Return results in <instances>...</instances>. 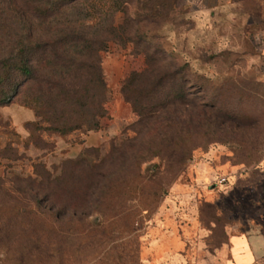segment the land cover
<instances>
[{
	"label": "rangeland",
	"instance_id": "1",
	"mask_svg": "<svg viewBox=\"0 0 264 264\" xmlns=\"http://www.w3.org/2000/svg\"><path fill=\"white\" fill-rule=\"evenodd\" d=\"M138 27L165 47L163 72L178 71L155 102L185 93L196 122L183 131L176 109L184 119L190 108L176 104L173 126L157 132L126 102V79L146 68L134 42L102 54L111 90L103 130L28 126L53 107L74 108L62 87L39 112L21 98L0 107V264H160L167 253L194 256L196 242L204 258L227 228L264 225V0H177L166 19ZM79 159L106 174L88 198L73 194L89 185L74 182L68 161ZM65 168L70 196L47 202L39 184Z\"/></svg>",
	"mask_w": 264,
	"mask_h": 264
},
{
	"label": "trees",
	"instance_id": "2",
	"mask_svg": "<svg viewBox=\"0 0 264 264\" xmlns=\"http://www.w3.org/2000/svg\"><path fill=\"white\" fill-rule=\"evenodd\" d=\"M176 1L0 0V107L21 98L24 106L39 112L62 87L66 92L60 100L71 101L74 108L53 107L50 117L28 126L61 136L103 130L105 121L111 117L108 109L111 90L102 54L111 43L123 46L134 42L136 46L143 44L146 68L126 79L122 88L126 102L146 127L160 126L154 130L157 132L163 124L173 126L171 108L184 105L190 108L183 111L185 118L177 109L176 114L177 120H183V131H188L196 122V102L181 92L171 101L155 102L167 80L178 71L163 72L170 64L156 56H165V47L155 44L146 32H139V27L133 31L134 25L166 19ZM133 4H137V9L131 14L129 8ZM118 13L125 15L121 25L116 24ZM152 49L154 53L150 54ZM181 82H186L185 77ZM72 165L77 172L73 177L75 184L89 183L73 194L82 193L88 198L101 189L106 174L99 169L96 172L83 159L68 161V166ZM66 170L61 178L52 180L49 175L39 184L38 194H43L47 202L53 204L58 197L70 196L72 189Z\"/></svg>",
	"mask_w": 264,
	"mask_h": 264
},
{
	"label": "crops",
	"instance_id": "3",
	"mask_svg": "<svg viewBox=\"0 0 264 264\" xmlns=\"http://www.w3.org/2000/svg\"><path fill=\"white\" fill-rule=\"evenodd\" d=\"M29 120L34 121V116ZM226 235L227 240L207 257L199 256L205 247L196 242L194 256L167 253L160 264H264V225L248 222L242 230L227 228Z\"/></svg>",
	"mask_w": 264,
	"mask_h": 264
}]
</instances>
